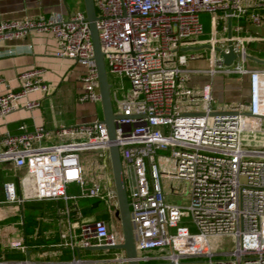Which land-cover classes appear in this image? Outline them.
<instances>
[{"label":"built area","instance_id":"2783aa9c","mask_svg":"<svg viewBox=\"0 0 264 264\" xmlns=\"http://www.w3.org/2000/svg\"><path fill=\"white\" fill-rule=\"evenodd\" d=\"M240 1L93 0L106 73L118 80L119 88L125 85L118 97L108 80L113 141L120 156L138 264H188L186 259L192 257H206L209 264H264V144L255 137L264 133V125L255 122L264 116V67L244 66V36L232 30L229 36L219 33L226 30L228 18L240 14L260 22L264 0H248L245 5ZM201 11L210 15L204 38L200 36ZM31 30L51 32L56 40L55 55L85 66L78 100H99L84 12L0 20V40L21 37ZM193 44L208 45L204 69L185 66L187 60L198 57L184 53L190 49L184 47ZM215 46L223 52L231 47L233 57L228 64ZM41 71L34 67L19 72L18 88L0 93V115L14 110L17 100L29 91L47 90ZM198 71L206 72L209 79L198 86L189 84L190 73ZM216 73L247 74L248 98L215 107L210 79ZM39 103L38 99H25L23 105L32 108ZM19 127V132L0 136V164L12 167V175L0 184L4 201L21 204L31 199H61L68 220L72 208L68 200L98 198L113 216L117 202L108 180L111 172L103 182L98 174L87 179L80 154L97 150L102 160L107 158L110 170L109 139L101 118L53 129L41 124L30 130L22 124ZM160 178L168 181L171 190L179 189L171 179L187 181V203L166 201ZM72 182L79 186L78 194H67L66 185ZM73 209L78 216L75 204ZM185 217L190 226L183 222ZM223 235L230 237L231 247L212 249L210 238ZM66 238L59 244L77 252L65 264H127L122 248L95 249L94 257L78 253L79 247L114 246L122 241L121 229L109 220L81 221L78 230ZM8 245L26 249L18 240H10ZM29 262L0 256V264Z\"/></svg>","mask_w":264,"mask_h":264},{"label":"crops","instance_id":"0c3cea01","mask_svg":"<svg viewBox=\"0 0 264 264\" xmlns=\"http://www.w3.org/2000/svg\"><path fill=\"white\" fill-rule=\"evenodd\" d=\"M75 11L84 12L83 0H0V20L35 17L50 12L66 16ZM234 26H237V30H234ZM230 30L245 37L247 58L244 60V66L249 59L253 63L263 65L261 68L264 67V9L261 10V20L258 23L252 22L246 14L232 17ZM219 33L226 34V30ZM204 37L206 35L202 36ZM195 45L197 44L191 46ZM55 49V38L51 32L45 30H31L21 37L0 40V93L18 88L19 72L34 67L41 68L42 80L47 85L45 91H29L17 100L14 110L0 115V136L5 132H19L21 124L29 130L38 124L53 129L60 124H76L101 118L99 100L81 101L77 98L82 89L80 76L85 66L70 58L56 56ZM187 62L188 60L185 66L188 68H206L188 66ZM208 79L204 71L193 72L190 73L189 84L198 86ZM210 81L215 107H226L238 99L248 98L247 74L216 73ZM25 99H38L40 103L36 107L26 108L23 105ZM255 122L264 125V117L256 119ZM255 137L257 143L264 144V133H258ZM11 175L12 167L8 163L0 164V184L4 178ZM162 187L163 191L168 189V181L165 179ZM77 199L68 200V205L72 208L69 219L66 220L61 199H31L24 200L21 204L6 202L0 187V256L6 260L28 259L29 264H47L49 261L53 264H65L64 261L69 260L77 250L74 248L72 251L69 246L59 244L62 239H68L66 237L69 232L77 231L81 221L111 218L103 202L95 203L96 199L92 198L91 201L78 203ZM32 201L38 202L39 206H25ZM74 204L80 212L78 216L74 213ZM10 240L22 241L26 244V249L21 251L11 248L8 245ZM73 241L76 243L77 238H73ZM78 253L81 256L94 257L98 252L92 248L79 247Z\"/></svg>","mask_w":264,"mask_h":264},{"label":"water","instance_id":"95a60500","mask_svg":"<svg viewBox=\"0 0 264 264\" xmlns=\"http://www.w3.org/2000/svg\"><path fill=\"white\" fill-rule=\"evenodd\" d=\"M83 9L85 18L88 22L90 40L92 44V58L94 61L95 69H96V80H97V89L99 93V102L101 107V120L105 123L106 132L109 139L108 145V155L110 162V170L111 177L113 182V187L115 190L117 208L115 209L114 215L118 218L120 223V229L122 233V241L114 246H109L106 244H92L87 246L86 248H94V249H103V248H122L124 250L125 255L128 257L127 264H138L135 257V249H134V237L132 233L131 223L129 219V209H128V201L126 190L124 186V180L121 170V161L118 152L117 144L113 141L114 139V124H113V114L111 111V102L109 95V87L110 83L107 78V73L105 70L102 51L100 49L98 37H97V29L95 20L97 18L94 2L93 0H83ZM230 34V19H227L226 22V35ZM204 45H195V46H186L187 48H198ZM215 49L219 52L222 57L224 63L228 64L233 57V52L231 47L228 46V51L223 52L219 47L215 46ZM264 117V116H263ZM26 252V257H28V250Z\"/></svg>","mask_w":264,"mask_h":264},{"label":"rangeland","instance_id":"374dc122","mask_svg":"<svg viewBox=\"0 0 264 264\" xmlns=\"http://www.w3.org/2000/svg\"><path fill=\"white\" fill-rule=\"evenodd\" d=\"M240 2H241V4L245 5L247 0H241ZM216 15L218 16V12H216ZM198 17H199V20L203 26V33L200 36L201 37L205 36V35L207 36L208 32H209L210 15L208 12L201 11V12H199ZM234 20L235 19L233 18V21ZM220 24H221V20L218 19L217 20V28H220ZM232 32H234V31H232ZM184 53H186V54L187 53H193L196 56H198L194 60L190 61V59H189L186 65H188V66H199V67H206L208 65L209 49L207 47H199L196 49H187L184 51ZM245 66L250 67V68L251 67L261 68L260 66H263V65L253 63V61L247 59L245 62ZM107 78L110 82L113 83L110 87V90L116 89L117 90V96L121 97L123 92H124L125 85H123V88L121 89V88H119V83H118L117 79L112 78L111 75L108 73H107ZM112 103H113V109H117V105L114 102V100H112ZM96 152H97V150H86V151L80 152L81 156L83 157V165H84L83 175L87 179H90L93 176V174H96V175L98 174L97 176L99 178V181L103 182L107 178L106 173L109 176L111 170H109L107 158L104 157V159L102 160V158H100ZM158 152L159 153H167V151H164V150H160ZM103 163H104V167H102ZM101 171L103 172L102 173L103 175L99 176ZM108 180H110V182L113 183L112 177H109ZM160 181H161V183H163V178H160ZM170 182L173 186H178L179 189L178 190H171L169 188L166 191H163L164 199L166 201L180 202L182 204H186L187 203V194H188V189H189V183L185 180H180V179H178V180L177 179H171ZM79 191H80L79 186L73 182L68 183L66 185L67 194H78ZM91 200H92V198H78L77 202L82 203L84 201H91ZM100 210H102V209H100ZM109 219H110L109 221L112 223V225H115V227L119 230L120 229V223H119L118 218L115 216L113 217L111 214V218H109ZM183 222L190 226V222L188 221V217L183 218ZM210 244H211L212 249H214L216 251L226 250V249L230 248L232 245L230 237L224 236V235L210 238ZM98 251H101V250H98ZM110 251H112V250H110ZM186 261H188V264H209L206 257H192V258L186 259ZM213 263L214 262H212V264Z\"/></svg>","mask_w":264,"mask_h":264},{"label":"trees","instance_id":"16d2710c","mask_svg":"<svg viewBox=\"0 0 264 264\" xmlns=\"http://www.w3.org/2000/svg\"><path fill=\"white\" fill-rule=\"evenodd\" d=\"M81 198H84V197H81ZM96 200H95V203H99V201L100 202H102L100 199H98V198H95ZM29 205H33V206H39V203L38 202H36V201H32V202H29L28 204H26L25 206H29Z\"/></svg>","mask_w":264,"mask_h":264}]
</instances>
